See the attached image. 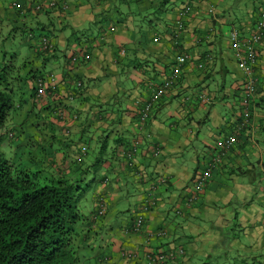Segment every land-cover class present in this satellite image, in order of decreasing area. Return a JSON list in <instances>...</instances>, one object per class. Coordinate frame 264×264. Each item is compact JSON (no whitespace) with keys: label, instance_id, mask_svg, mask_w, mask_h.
Segmentation results:
<instances>
[{"label":"crops","instance_id":"0c3cea01","mask_svg":"<svg viewBox=\"0 0 264 264\" xmlns=\"http://www.w3.org/2000/svg\"><path fill=\"white\" fill-rule=\"evenodd\" d=\"M263 10L264 0H0V33L22 32L30 49L18 71L25 80L12 146L25 147L34 167L71 175L93 146L112 142L94 169L109 172L90 189L95 210L106 201L104 213L84 210L91 233L83 223L78 238L95 258L105 254L102 264H157L156 255L167 252L175 258L165 264H264V34L245 129L237 126L243 75L230 41L233 30L249 36ZM44 35L53 47L46 52ZM30 70L54 74L53 91L35 98ZM175 71L141 125V108ZM35 124L44 146L38 154L26 147ZM231 134L237 139L190 202L196 173ZM134 141L138 152L128 159ZM150 195L156 204L143 212ZM135 206L143 217L137 231ZM102 230L108 237L97 243Z\"/></svg>","mask_w":264,"mask_h":264},{"label":"trees","instance_id":"16d2710c","mask_svg":"<svg viewBox=\"0 0 264 264\" xmlns=\"http://www.w3.org/2000/svg\"><path fill=\"white\" fill-rule=\"evenodd\" d=\"M9 67L14 65L6 64L5 61L0 66V131L6 127L10 111L15 107L16 79L14 73L13 77L9 73L12 70ZM28 74L30 76L26 78L32 83L31 92L35 96L39 76L31 70ZM22 85L20 90L24 89ZM2 136L0 135V264H78L80 227L83 223L86 224L85 232L91 233V223L87 218L92 219V214H88L91 212L86 213L79 205L86 190L95 182V177L84 180L90 167L100 163L98 156L95 165H79L71 175H66L58 169L42 165L33 167L7 157L2 151ZM10 138L11 142H7L9 145L15 140L14 137ZM98 145L99 154L106 153V137ZM14 146L16 147L15 144ZM131 151L132 147L126 154L128 159L137 152L128 156ZM44 169L54 171L46 173L43 172ZM101 180L102 177L98 181ZM99 207L94 210V218L99 217ZM201 264L211 263L205 261Z\"/></svg>","mask_w":264,"mask_h":264},{"label":"built area","instance_id":"2783aa9c","mask_svg":"<svg viewBox=\"0 0 264 264\" xmlns=\"http://www.w3.org/2000/svg\"><path fill=\"white\" fill-rule=\"evenodd\" d=\"M191 0H188V2ZM53 4V3H51ZM39 7V6H38ZM210 13H213L212 9H209ZM264 34V10L260 13L258 19L254 23V26L252 28L251 33L247 37H241L239 36L238 32L236 30H233L230 33V41L233 44L237 57H238V63L241 68L242 72V79H241V86H240V109H239V121L237 122V126L239 129H245L247 126L251 124V117H252V109L254 106V96L256 93V65L258 61V53H259V46L260 42L262 41ZM40 44L43 50L46 52L48 50H52V44L50 41V38L47 36H42L40 39ZM85 59H89L90 55L86 54ZM188 58L187 55H183L180 57V61L184 62ZM72 62L80 61V56L74 55L71 59ZM177 77L176 71L165 78L162 83L154 88V91L152 92V95L147 99L145 104L140 110L139 113V120L140 124L144 125L146 124L147 119L149 118V114L151 112V107L156 102L157 98L162 96L166 93V91L172 87ZM37 83V91L35 98H39L41 96V91H44L46 89L53 91L55 88V76L54 74H49L47 77H38L36 80ZM77 86H81V82H76ZM202 100L208 101V97L204 95H200ZM14 132H11L9 134L10 137H12ZM236 135L231 134L229 135L228 139L225 141L223 150L216 153V156H214L211 159V162L206 164L205 168L200 170L198 173H196L195 179H194V189L195 192L189 199L190 202L196 201L198 199L200 191L203 190V188L206 186L207 182L210 180L212 176V169L215 165H217V162L219 161L220 155L236 140ZM138 145L139 143L137 141H134L132 144V151L128 156L133 155L136 151L138 152ZM188 201V203H189ZM156 204V198L153 195H150L149 200L145 204L144 208L142 209L143 212H147L148 208ZM104 203L101 202L98 215L102 216L104 213ZM143 217L140 213L135 212V218H134V229L137 231L139 230L141 223H142ZM179 253L182 252V249L178 250ZM122 254H125L124 252ZM168 258H175L173 256V252H167V253H159L154 258V261L157 262V264H165Z\"/></svg>","mask_w":264,"mask_h":264},{"label":"rangeland","instance_id":"374dc122","mask_svg":"<svg viewBox=\"0 0 264 264\" xmlns=\"http://www.w3.org/2000/svg\"><path fill=\"white\" fill-rule=\"evenodd\" d=\"M23 37L22 32L15 30L12 31L11 29H2V32L0 33V66L3 65L4 61L6 62V64L12 63L14 65V67H9L12 70L9 72L11 73V76L13 77V73L15 76V81H14V85L16 87V89H14V100H15V107L10 111V114L8 116V122L6 124V127L4 128L3 131H0V135L2 136V151L6 154L7 157H11L14 161L16 162H24L30 166L34 165L33 162V157L29 156L28 154H23V151L25 149V147L22 146H18L17 148L9 145L7 142H11V138L9 136V134L11 132H14V129L16 128V124H14V118L13 116L16 114V112H18V108H19V102L20 99L23 97V90H20V85L22 84L20 79H23L22 76H20L18 78V69L20 70V72L23 71V66L25 64H27L25 61L27 59L28 53L30 51V49L23 44V42H21V39ZM6 56V57H5ZM22 70V71H21ZM17 77V78H16ZM25 78V77H24ZM211 89V88H210ZM18 105V106H17ZM17 106V107H16ZM222 108H225L223 105H220ZM40 120V118H39ZM38 120H34L32 121V123H36ZM39 127L38 124H35V129L32 132V135L29 137L31 139V143L29 142L28 139H26V147H28V150H32L35 153H39L40 149H43V147L39 146V144H37V140L35 139V135H37L36 133V129ZM18 134V132L16 131L15 137L14 139H16V135ZM41 143V141H39ZM112 142L109 141V148L106 150V153L104 154H99V145L98 146H93L94 149L90 152H88L87 155H84V163L85 165H89L91 166L92 164L95 165V159L98 156L99 158V162L97 165H95V167L92 168V166L90 167L91 170H89V173L86 175V178L84 181H88L91 178L95 177V182L94 184L91 185L95 188H97L99 186V178H101L100 176L107 174L109 171H103V170H99L97 174H95L94 169L96 168H100L104 159L106 158L107 155H109L111 153L108 154L109 149L111 147ZM100 144V143H99ZM49 150V149H48ZM100 155V156H99ZM34 157H37L36 155L33 154ZM34 167V166H33ZM54 169V168H53ZM55 170V169H54ZM52 169H47V170H43V172H52L54 171ZM91 188H89V190H86L85 195L81 198L80 201V209L82 210H88L89 212H91L93 210V207L98 205V202H93V197H92V192H91ZM103 201L106 202L104 199L99 200V203ZM94 207V210H95ZM136 206L132 208L131 210V215H133L136 211ZM102 232V233H101ZM101 235H98V238L96 240L97 243H100L101 239H104V242L107 239V232H105L104 230L100 231ZM81 246L79 247V251H78V255L80 258V261L78 262V264H102L105 261V254H101L100 258H95L92 254L91 251L89 250L88 246L84 245L82 242H80ZM84 245V246H83Z\"/></svg>","mask_w":264,"mask_h":264},{"label":"clouds","instance_id":"9594fccd","mask_svg":"<svg viewBox=\"0 0 264 264\" xmlns=\"http://www.w3.org/2000/svg\"><path fill=\"white\" fill-rule=\"evenodd\" d=\"M15 134H16V132H14V134H13V136H12V137H15Z\"/></svg>","mask_w":264,"mask_h":264}]
</instances>
